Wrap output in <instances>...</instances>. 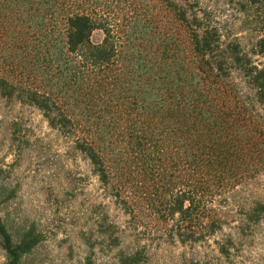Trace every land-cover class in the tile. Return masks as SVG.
<instances>
[{"label":"trees","instance_id":"1","mask_svg":"<svg viewBox=\"0 0 264 264\" xmlns=\"http://www.w3.org/2000/svg\"><path fill=\"white\" fill-rule=\"evenodd\" d=\"M149 1L0 0L10 69L0 94L40 109L103 183L116 165L139 189L156 188L151 207L170 237L199 242L223 226L216 198L264 162V35L247 48L198 0H161L171 19L162 35L158 0ZM122 189L116 196L129 209ZM242 211L259 222L264 202ZM43 239L34 225L13 233L0 214L4 264H21ZM141 259L140 250L121 256Z\"/></svg>","mask_w":264,"mask_h":264},{"label":"rangeland","instance_id":"2","mask_svg":"<svg viewBox=\"0 0 264 264\" xmlns=\"http://www.w3.org/2000/svg\"><path fill=\"white\" fill-rule=\"evenodd\" d=\"M198 1L225 34L240 37L247 48L264 35V0ZM154 10L163 35L169 13L161 0ZM102 37L95 32V39ZM8 59L0 49V76L10 74ZM258 120L264 130V116ZM260 163L253 177L216 198L222 228L202 241L181 242L152 210L156 188L139 189L129 171L125 178L116 174V165L111 183H103L74 139L51 127L40 109L0 94V214L13 233L34 225L44 236L21 264H123L121 256L136 250L142 251L139 264H264V217L248 221L242 213L254 201L264 202ZM121 187L129 209L116 196ZM222 245L229 253H221ZM5 261L0 247V264Z\"/></svg>","mask_w":264,"mask_h":264}]
</instances>
